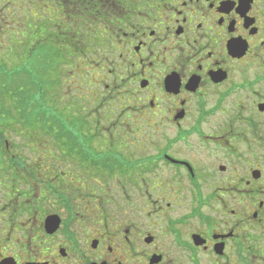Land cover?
Instances as JSON below:
<instances>
[{
    "label": "flooded vegetation",
    "instance_id": "flooded-vegetation-1",
    "mask_svg": "<svg viewBox=\"0 0 264 264\" xmlns=\"http://www.w3.org/2000/svg\"><path fill=\"white\" fill-rule=\"evenodd\" d=\"M30 1L86 142L3 122L0 264H264V0Z\"/></svg>",
    "mask_w": 264,
    "mask_h": 264
},
{
    "label": "rangeland",
    "instance_id": "rangeland-1",
    "mask_svg": "<svg viewBox=\"0 0 264 264\" xmlns=\"http://www.w3.org/2000/svg\"><path fill=\"white\" fill-rule=\"evenodd\" d=\"M31 11L30 0H0V132L17 133L15 128L8 129L3 125L7 122L10 127H17L13 118L15 113H21L24 118L28 116L29 126L24 129L38 132L41 126L37 125L33 130L32 124L38 119L39 109L34 110L31 100L45 97L46 102H42L40 110L55 119V122L51 120V127L55 131L64 128L67 119L66 129L70 131L72 143L76 147L84 146L86 140L80 133V116L74 110L68 111L73 112L71 116L66 115L64 102L53 95L51 81L55 78L52 68L56 62L49 57V46L42 37L43 33L38 32L42 26L28 17L32 18ZM73 61L77 63V60ZM72 77L73 80L80 78L76 71ZM16 99H20L17 101L19 105L11 102Z\"/></svg>",
    "mask_w": 264,
    "mask_h": 264
}]
</instances>
